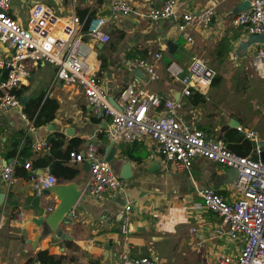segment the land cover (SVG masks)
<instances>
[{"label": "crops", "instance_id": "crops-1", "mask_svg": "<svg viewBox=\"0 0 264 264\" xmlns=\"http://www.w3.org/2000/svg\"><path fill=\"white\" fill-rule=\"evenodd\" d=\"M38 1L49 6L60 19L66 21L71 16H76L78 9H89L96 16L101 10L109 7L111 2ZM125 1L131 5L132 13L127 17L114 13L108 19L110 42L105 45L90 42L93 49L91 60L95 64L96 75L109 98H117L126 85L136 82L138 88L178 101L179 115L186 123L210 134L214 132L216 137L224 138L227 134V140L232 139L234 153L258 161V146L264 149V104L260 107L257 105L258 113H252L246 122H242L243 117L232 118L239 123L237 127L258 133L254 147V142L246 139L237 127L228 126L230 118L223 117L221 122L211 121L208 113L200 109L205 102L199 106L191 105L188 98L181 96V86L171 82L165 70L167 60H173L186 68L192 55L205 59L213 44L218 47L214 58L217 62H220L218 58L223 55H232L235 65L246 62L245 68L251 69L250 59L256 46H249L245 55H235L239 43L247 37H243L239 28L234 27L231 22L241 7L247 6L252 0H226L220 4L214 22V33L192 32V46L186 45L180 38L176 19L150 23L141 17L148 9L159 6L160 0ZM177 1L178 12H196L205 8L209 0ZM25 6L28 8L26 0L12 2L11 14L22 23L27 19ZM235 35L239 37L234 39ZM168 41L178 46L173 59L167 56ZM222 42L227 45L224 52L220 49ZM1 53L0 47V55ZM156 53H162L159 63H155L153 58ZM135 56L154 64L159 79L151 82L144 70L128 65V60ZM30 73L26 83L18 90L22 91L21 97H28L25 105L41 93H47L48 85L54 77L53 68L47 64L32 67ZM250 76L252 77V73ZM56 86L50 96L44 95V98L53 99L58 104L53 121L45 126L31 127L23 111L25 105L21 112L14 110L0 113V172L5 163L13 158L11 154L18 138L16 154L24 145L25 138H29V144L23 147H28L26 153H30V161L49 157V150L33 154L30 145L33 141L47 139L53 133L63 135V145L57 151L59 156H63L73 139H79L81 144H72L75 147L72 151L82 153L87 147L93 146L98 155L105 157L104 149L110 142L104 131V119H101L94 109L86 106L84 99L75 89ZM81 100L83 103H80ZM22 113L25 114V119L21 117ZM230 129L232 133L228 132ZM136 143H139L137 150L148 154L140 164L131 161L124 154L133 144L120 142L112 145L114 159L109 165L117 175L124 163L131 161L132 178L125 181L124 191L106 194L100 199L88 194L81 195L71 211L75 217L70 214V222L61 225V230L67 238L61 240L50 234L39 239L35 248L31 243L41 234V227L36 226L33 219L47 215L55 202L51 196L44 193L41 197H34L32 183L28 179L16 177L15 183L7 189L0 176V194H5L0 206V264H38L33 260L39 251H46L55 256L58 264H106L105 261H108V264H118L120 253L127 249L132 256H157L158 264H209L221 253H232L235 250L234 243L230 240L226 245L228 238L216 233L219 219L202 207L196 194L201 187L213 188L218 185L216 191L224 198L232 199L235 196L232 189L234 181L223 183L227 181L225 174L228 169L225 170L205 158H197L188 173H170L165 171L159 157L154 154L151 141ZM84 163H69L80 171L75 179L86 181L88 178V171H83ZM155 166L158 168L155 169ZM48 173L47 167L36 169L37 175L45 176ZM57 180V183L68 182ZM125 207L129 209L125 211ZM125 217L128 218L129 229L123 234L121 225ZM107 251L110 252L109 259L106 258Z\"/></svg>", "mask_w": 264, "mask_h": 264}, {"label": "built area", "instance_id": "built-area-1", "mask_svg": "<svg viewBox=\"0 0 264 264\" xmlns=\"http://www.w3.org/2000/svg\"><path fill=\"white\" fill-rule=\"evenodd\" d=\"M26 1L27 19L22 23L11 14L13 0H0V113L21 112L16 92L30 77L32 67L47 64L53 68L54 77L45 95L50 96L56 85L75 89L86 106L104 119V131L112 144L123 142L132 145L149 140L153 143L154 154L159 157L165 171L170 173H188L197 158H205L225 170H236L238 177L232 184L235 192L232 199L224 198L208 186L196 192L202 207L219 219L216 233L225 235L235 246L232 253H221L209 264H264V162L230 151L222 139L186 123L179 115L178 101L138 88L136 82L126 85L112 104L96 75L90 45V42L101 45L110 42L108 19L93 16L85 30V21L75 15L68 21L62 20L43 2ZM225 1L209 0L200 11L178 12L177 0H160L159 6L148 9L141 17L150 23L176 19L180 38L192 46V32L214 33L218 6ZM109 7L124 17L132 13L131 5L125 0H111ZM231 23L245 38L251 34L264 35V1H250L249 7L236 14ZM254 45L250 67L264 83V44ZM153 58L155 63H159L162 53L154 54ZM127 63L144 70L151 82L159 79L154 64L138 56ZM165 70L171 82L181 86L180 94L184 98L192 95L205 97L216 77L208 62L196 55L191 56L186 68L172 60ZM21 117L26 118L23 113ZM34 120L35 117L29 120L31 127ZM237 130L249 141L258 139L254 130L241 127ZM30 150L33 154L47 152L49 143L47 139L33 141ZM104 158L93 146L82 153H69V163L80 165L86 162L89 165V175L81 195L100 199L103 195L124 191L125 181ZM17 167L31 173L29 180L34 197H41L45 190L58 182L50 173L37 175L31 168L30 159L22 164L16 155L1 168V180L7 189L16 181ZM128 209L125 207V211ZM70 214L75 217L72 212ZM128 229V218L125 217L121 232L126 234ZM158 263L157 256H132L128 249L120 253L118 262Z\"/></svg>", "mask_w": 264, "mask_h": 264}, {"label": "trees", "instance_id": "trees-1", "mask_svg": "<svg viewBox=\"0 0 264 264\" xmlns=\"http://www.w3.org/2000/svg\"><path fill=\"white\" fill-rule=\"evenodd\" d=\"M101 4V3H100ZM93 11H89V9L84 10H77L76 16L81 20L85 21L84 23V29H87V24L89 20L94 16ZM86 19V20H85ZM240 31V29H239ZM241 33V32H240ZM239 35H235L233 38H238ZM226 40L228 38L226 37ZM221 51H226L227 45H225V42H222L220 44ZM221 54V52H220ZM171 61L167 60V64H169ZM103 67V64L101 65ZM217 81V75L212 83ZM16 95L18 98L21 97L22 91H17ZM45 92L41 93L37 97L31 99L24 107L23 111L27 115L29 120L34 119L33 126L34 127H41L45 126L49 123H51L54 119V113L58 107V104L55 100L44 98ZM189 102L193 106H199L202 105L205 102V97L201 95H192L188 98ZM32 109V111L30 110ZM37 110V111H36ZM229 133H232V129L228 131ZM227 135V134H226ZM226 135L223 139V141L226 143L227 147L232 151V139L230 141L227 140ZM102 139V136H100ZM63 135L59 133H53L48 138L47 141L49 143V151L50 155L49 157H42L37 158L33 161H30L31 168L33 170L36 169H42V168H48L49 173L55 176L57 179L62 181H72L79 175V169L73 165H69V153L75 149L74 145L81 144V141L79 139H73L71 141V144L68 146L66 152L63 154V156H59L57 151L61 149L63 145ZM29 144V138H25L24 145ZM139 143H134L133 146L129 147L124 154L133 162L140 164L143 160H145L148 157V154L144 151L137 150V145ZM19 145V138L15 140L14 148L11 154V157H14L18 155V157L21 160V163L23 164L25 160L30 159L31 156L30 153H26L28 147H21V150L17 153V146ZM233 152V151H232ZM56 158V159H55ZM31 173L26 171L23 167H17L15 169V177H23L25 179H30ZM35 262H38V264H58V259L53 256L49 255L46 251H39L36 254V257L34 258ZM31 263V262H30Z\"/></svg>", "mask_w": 264, "mask_h": 264}, {"label": "water", "instance_id": "water-1", "mask_svg": "<svg viewBox=\"0 0 264 264\" xmlns=\"http://www.w3.org/2000/svg\"><path fill=\"white\" fill-rule=\"evenodd\" d=\"M250 2H248L247 6H242L240 11H244L247 7H249ZM114 12L110 7H107L103 10H101L97 16H102L107 19H110L113 16ZM254 44H264V35H257V34H251L249 35L244 41L240 42L237 49L235 50V55L240 57L241 55H245L247 52V49L249 46ZM177 45L174 44L171 41H168L166 44V50H167V56L170 59H173L174 54L177 50ZM28 100L27 96H22L19 99L20 105L23 107ZM110 102L114 104V100L110 99ZM239 123H237L235 120H230L228 126L230 128L237 127ZM218 139H222L221 136L218 137ZM257 144L254 142L253 146ZM112 143L110 142L108 146L104 149L105 154V161L112 162L114 159V149L112 148ZM258 156L260 162H264V149L263 147L258 146ZM158 168L155 166V169ZM154 169H151L153 171ZM83 171L87 172L89 171V165L88 163H84L83 165ZM119 178L128 181L132 178V169H131V161L128 160L124 163V165L121 167L119 172ZM225 177L227 181H223V183H231L235 181L238 177V174L236 170L229 168L225 174ZM85 184V181L81 179H74L72 181H68L66 183H57L53 187L48 188L43 193L44 195L51 196L55 202V205L51 209V211L45 215L38 218L33 219V223L36 226L41 227V234L38 236V238L32 242V247H36V242L46 237L47 235L53 234L54 236L62 239H66V235L61 230V225L64 223H69L70 218L69 215L72 211V208L76 205L77 201L79 200L83 186ZM218 185H215L213 189H217ZM5 194H0V206L2 205L4 201ZM121 217V216H120ZM108 248V247H107ZM110 252L107 251L106 258L109 259ZM106 264H108V261H105Z\"/></svg>", "mask_w": 264, "mask_h": 264}, {"label": "rangeland", "instance_id": "rangeland-1", "mask_svg": "<svg viewBox=\"0 0 264 264\" xmlns=\"http://www.w3.org/2000/svg\"><path fill=\"white\" fill-rule=\"evenodd\" d=\"M216 45H212L204 60H207L215 70L217 81L210 87L205 96V103L200 109L208 113L211 121L221 122L223 117L230 119L243 117L242 122H246L253 115L252 113H258L256 106L260 107L264 104L263 82L253 70L245 68L246 62L239 66L235 65L232 55H226V57L223 55L218 58L220 62H217L214 59L218 48ZM80 103H83V100ZM211 134L215 133L211 132ZM228 241L230 240L226 241V245Z\"/></svg>", "mask_w": 264, "mask_h": 264}]
</instances>
